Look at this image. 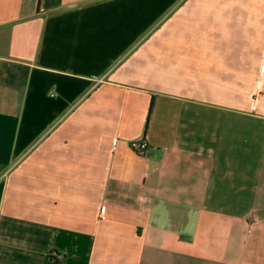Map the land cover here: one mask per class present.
Returning a JSON list of instances; mask_svg holds the SVG:
<instances>
[{"label":"crops","instance_id":"obj_1","mask_svg":"<svg viewBox=\"0 0 264 264\" xmlns=\"http://www.w3.org/2000/svg\"><path fill=\"white\" fill-rule=\"evenodd\" d=\"M0 264H264V0H0Z\"/></svg>","mask_w":264,"mask_h":264},{"label":"built area","instance_id":"obj_2","mask_svg":"<svg viewBox=\"0 0 264 264\" xmlns=\"http://www.w3.org/2000/svg\"><path fill=\"white\" fill-rule=\"evenodd\" d=\"M131 147L138 153H144L147 150L148 145L145 138H141L139 140L132 141Z\"/></svg>","mask_w":264,"mask_h":264}]
</instances>
